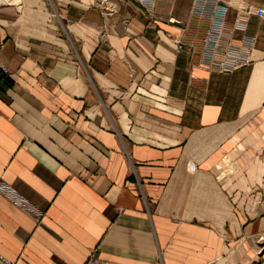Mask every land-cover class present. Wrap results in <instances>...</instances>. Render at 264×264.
<instances>
[{
  "label": "crops",
  "instance_id": "obj_1",
  "mask_svg": "<svg viewBox=\"0 0 264 264\" xmlns=\"http://www.w3.org/2000/svg\"><path fill=\"white\" fill-rule=\"evenodd\" d=\"M144 1L0 0L17 264H264V0Z\"/></svg>",
  "mask_w": 264,
  "mask_h": 264
},
{
  "label": "built area",
  "instance_id": "obj_2",
  "mask_svg": "<svg viewBox=\"0 0 264 264\" xmlns=\"http://www.w3.org/2000/svg\"><path fill=\"white\" fill-rule=\"evenodd\" d=\"M10 0H7L6 2H9ZM140 3H144V0H139ZM253 13L259 17L264 18V6H259L254 8ZM170 22H176L177 20L175 18H169ZM183 48V44L180 40H176V50L180 51ZM230 61V63H229ZM248 60H245L244 63H247ZM206 63L209 65L215 64L220 71L222 72H228L232 71L233 69L237 68L238 66L244 64L242 62L238 61V58L232 57L229 55L222 56L219 60H216L213 57V54H211L208 59L206 60ZM0 71L3 73H7V68L3 64H0ZM0 191L6 194L8 198H10L18 207H20L22 210L26 212H31L37 216L41 215V212L36 210L32 205H30L27 201L22 199L8 184L2 182L0 180ZM0 264H17L15 261L10 260L9 258L5 257L3 254L0 253Z\"/></svg>",
  "mask_w": 264,
  "mask_h": 264
},
{
  "label": "trees",
  "instance_id": "obj_3",
  "mask_svg": "<svg viewBox=\"0 0 264 264\" xmlns=\"http://www.w3.org/2000/svg\"><path fill=\"white\" fill-rule=\"evenodd\" d=\"M3 78H4V76H3ZM4 81H5L6 83H8L7 79H4Z\"/></svg>",
  "mask_w": 264,
  "mask_h": 264
},
{
  "label": "rangeland",
  "instance_id": "obj_4",
  "mask_svg": "<svg viewBox=\"0 0 264 264\" xmlns=\"http://www.w3.org/2000/svg\"><path fill=\"white\" fill-rule=\"evenodd\" d=\"M7 1V0H6Z\"/></svg>",
  "mask_w": 264,
  "mask_h": 264
}]
</instances>
